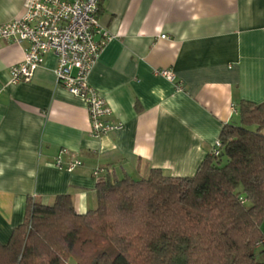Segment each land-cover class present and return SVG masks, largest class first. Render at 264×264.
Returning <instances> with one entry per match:
<instances>
[{
	"label": "crops",
	"instance_id": "0c3cea01",
	"mask_svg": "<svg viewBox=\"0 0 264 264\" xmlns=\"http://www.w3.org/2000/svg\"><path fill=\"white\" fill-rule=\"evenodd\" d=\"M23 2L0 0V24L20 17ZM98 20L112 38L88 83L122 123L98 137L83 100L56 80V56L11 83L27 44L0 39L1 243L22 223L27 197L51 204L68 193L77 213L94 208L95 169L192 175L239 101H264V0H99Z\"/></svg>",
	"mask_w": 264,
	"mask_h": 264
},
{
	"label": "trees",
	"instance_id": "16d2710c",
	"mask_svg": "<svg viewBox=\"0 0 264 264\" xmlns=\"http://www.w3.org/2000/svg\"><path fill=\"white\" fill-rule=\"evenodd\" d=\"M236 109L192 175L99 174L85 213L68 193L27 197L0 264H264V101Z\"/></svg>",
	"mask_w": 264,
	"mask_h": 264
},
{
	"label": "built area",
	"instance_id": "2783aa9c",
	"mask_svg": "<svg viewBox=\"0 0 264 264\" xmlns=\"http://www.w3.org/2000/svg\"><path fill=\"white\" fill-rule=\"evenodd\" d=\"M98 8L99 0H24L22 15L0 24V39L27 44L22 60L9 69L10 82L29 81L43 63L44 56L53 53L56 80L83 100L90 132L95 137L122 128V123L108 119L111 107L88 83V74L104 45L112 38L98 20ZM96 35L100 37L96 39ZM155 73L170 81L175 78L169 69H159ZM219 147L216 139L211 153L218 154ZM78 164L81 161L76 159L65 168L71 170ZM56 165L61 167L59 156ZM100 170L95 169L93 176L96 177Z\"/></svg>",
	"mask_w": 264,
	"mask_h": 264
},
{
	"label": "rangeland",
	"instance_id": "374dc122",
	"mask_svg": "<svg viewBox=\"0 0 264 264\" xmlns=\"http://www.w3.org/2000/svg\"><path fill=\"white\" fill-rule=\"evenodd\" d=\"M248 204V203H246ZM261 230L264 235V220L261 222ZM255 256L258 260L264 261V248L261 245L257 246L254 250Z\"/></svg>",
	"mask_w": 264,
	"mask_h": 264
}]
</instances>
